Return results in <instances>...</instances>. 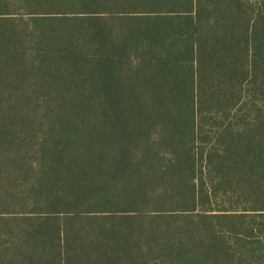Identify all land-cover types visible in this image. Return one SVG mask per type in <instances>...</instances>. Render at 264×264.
<instances>
[{
  "label": "trees",
  "instance_id": "1",
  "mask_svg": "<svg viewBox=\"0 0 264 264\" xmlns=\"http://www.w3.org/2000/svg\"><path fill=\"white\" fill-rule=\"evenodd\" d=\"M0 264H264V0H0Z\"/></svg>",
  "mask_w": 264,
  "mask_h": 264
}]
</instances>
